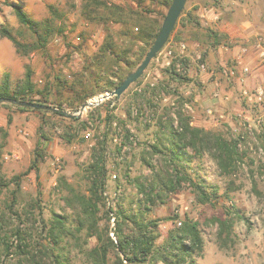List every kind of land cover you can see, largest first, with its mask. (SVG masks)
I'll use <instances>...</instances> for the list:
<instances>
[{"label":"rangeland","instance_id":"374dc122","mask_svg":"<svg viewBox=\"0 0 264 264\" xmlns=\"http://www.w3.org/2000/svg\"><path fill=\"white\" fill-rule=\"evenodd\" d=\"M102 1L136 7V0ZM144 1L158 34L168 8ZM14 5L37 24L45 48L32 51L36 37L19 22ZM103 12L93 13L85 0H0V30L7 28L24 46L18 49L0 35V84L7 78L16 89L31 75L37 92L49 90L33 100L60 104L57 109L63 112L0 104V178L8 182L20 176L18 187L10 183L0 194V264H90L88 253L96 239L81 229L76 214L78 199L88 194L83 170L95 148L107 169L98 228L108 227L115 243V213L137 211L141 203L149 208L142 207L143 218L158 223L159 249L185 222L197 224L203 248L187 264H264V103L253 108L242 93L264 89V70L248 61L251 74L245 83L228 72L233 55L245 44L235 36L263 32L264 0H187L167 43L142 76L120 97L107 99L106 81L123 82L155 40L147 45L129 41L117 34L120 24L109 22L118 55L125 53L132 65L110 57L101 61L102 70L94 69L92 60L106 34L97 15ZM131 32L138 33L135 28ZM89 66L94 74L85 71ZM76 93L89 97L79 104ZM179 115L193 127L222 136L236 150V167L226 176L208 151L191 156L187 174L205 192H216L211 201L204 202L187 182L174 192H161L160 184L175 181L176 175L166 155L153 147L166 144L168 123L178 129ZM35 159L38 169L29 170ZM57 217L65 218V231L61 242L53 243L49 232ZM227 218L231 226L221 227Z\"/></svg>","mask_w":264,"mask_h":264},{"label":"trees","instance_id":"16d2710c","mask_svg":"<svg viewBox=\"0 0 264 264\" xmlns=\"http://www.w3.org/2000/svg\"><path fill=\"white\" fill-rule=\"evenodd\" d=\"M85 1L88 3L93 13H96L99 9L104 11L102 15L97 14L99 19L104 21L106 34L103 43L92 60L91 65L94 66V69H101V61H103V59L107 60V62L109 60L112 61L110 57L114 58L113 62L123 63L127 67L132 65L127 58H125V53L121 54V57L118 55L117 46L112 40L111 33L113 32L106 26L109 22L120 24L122 29L117 32V34L120 37H127L129 41L144 42L147 45L156 39L158 29L154 22L147 18L152 11L145 6L144 0H136V7H132L131 5L107 6V3L102 0ZM150 2L169 8L172 0H150ZM13 8L19 22L36 37V42L32 51L45 48L47 41L39 32L37 24L27 16L21 7L14 5ZM132 28L137 29L138 33L132 34ZM0 35L11 39L18 49L24 48L22 44H19L12 38L7 28H2L0 30ZM145 55V52L141 54L136 66L142 63L141 61L145 58ZM94 69L89 66L85 71L94 74ZM121 83L122 79H120L115 86V84L107 80V91L112 92V90L116 89ZM250 90H252V88H250ZM48 91V88H46L45 91L37 92L32 83L31 75H27L24 85L16 89H11L7 78L0 84V98L38 103L58 108L60 104L48 103L46 100H33L34 95L44 96L49 94ZM71 91L74 93L73 89ZM88 97L89 95L82 96L81 94H77V102L82 104ZM253 108L261 109V107L257 105H253ZM18 109L41 112V110L31 108L18 107ZM43 113L56 114L57 112L44 111ZM167 137L166 144L160 142L158 145L154 146L153 149L157 154L166 155L171 168L175 170L176 178L175 181L170 180L169 182L167 181L164 184H160V187H162L161 192L166 190L174 192L182 183L187 182L190 183L195 192L200 193L199 197L204 202L214 199L216 197V192L214 190L209 193L205 192V188L191 179L189 174H187L186 167L190 162L191 156L208 151L216 161L220 173L223 176L229 175L236 167L237 153L234 146L222 136L212 135L201 128L191 126L189 119L185 118L183 115H179L178 129L174 128L173 123H168ZM36 156L40 159L43 158V156L38 153H36ZM90 161L89 165L83 170L88 182V194L78 199L80 210L76 214L80 219L81 229L85 228L88 237L96 239L97 244L88 253L90 264H124V261L128 264H158L159 261L163 264H187L195 253L202 251L203 239L197 224L192 222H185L177 231L171 232L164 247L159 249V247H157V241L160 237L158 223L157 221L143 218V206L141 203L137 211L127 212L120 209L115 213L116 224L115 228L111 229V231L114 233L116 243L109 237L108 227L101 232L98 228L97 214L100 211L99 205L102 201L107 169L104 157L96 148L91 151ZM33 169H38L37 159L33 161L29 168V170ZM19 182L20 176H15L8 182L0 178V194L10 183L18 187ZM152 191L157 190L152 189ZM146 201L150 203V205H154L150 195L146 196ZM143 210L149 211V208L143 207ZM106 217L109 219L108 214ZM65 222V218L57 217L55 219V227L49 232V236L53 243L61 242L65 231ZM126 224L130 227L126 229L128 233H126L124 228ZM220 224L221 227L226 225L231 226L232 220L231 218H227ZM85 225H87V227H85ZM1 232L2 229L0 228V237ZM186 241H188V243H186Z\"/></svg>","mask_w":264,"mask_h":264},{"label":"water","instance_id":"95a60500","mask_svg":"<svg viewBox=\"0 0 264 264\" xmlns=\"http://www.w3.org/2000/svg\"><path fill=\"white\" fill-rule=\"evenodd\" d=\"M186 2L187 0H172V3L167 10L165 19L161 25L160 31L142 63L137 67L134 72L130 73L116 89H114L112 92L103 95V98L107 99L110 97H120L133 83H135L142 76L151 61L157 56V54L167 43L177 23V20L185 7ZM0 104H11L23 108L63 113L61 110H58L52 106L32 102H21L14 99L0 98ZM91 106L92 105L87 102L82 106V110Z\"/></svg>","mask_w":264,"mask_h":264},{"label":"built area","instance_id":"2783aa9c","mask_svg":"<svg viewBox=\"0 0 264 264\" xmlns=\"http://www.w3.org/2000/svg\"><path fill=\"white\" fill-rule=\"evenodd\" d=\"M251 39L246 40L245 44L237 51L235 57H233V66L228 70L230 76L233 78L236 76L235 79H237L238 83H245L246 78L251 74V66L248 62L251 59L257 63L258 67L264 70V33L257 34ZM201 69L204 71L205 66L202 65ZM242 93L250 106L257 105L261 107L264 103V89L261 86H256L252 90L245 89ZM214 97H218L217 92L214 93ZM262 116L264 117V113ZM262 122L264 123V119ZM86 136L89 137V134ZM112 224H114V218L112 219ZM177 225L181 226V223Z\"/></svg>","mask_w":264,"mask_h":264},{"label":"crops","instance_id":"0c3cea01","mask_svg":"<svg viewBox=\"0 0 264 264\" xmlns=\"http://www.w3.org/2000/svg\"><path fill=\"white\" fill-rule=\"evenodd\" d=\"M262 31L264 32V29H263ZM263 32H262V33H263ZM262 33H261V34H262ZM257 34H260V33H254V34L251 33V34H249L248 36H247V35H243V36L237 35V36H235V37H242V38L245 39V42H246V40L251 39V38H248L249 36L254 35V36H253V38H254ZM246 36H247V37H246ZM235 55H236V53L233 55V57H235ZM233 57H232V59H233Z\"/></svg>","mask_w":264,"mask_h":264},{"label":"bare ground","instance_id":"6f19581e","mask_svg":"<svg viewBox=\"0 0 264 264\" xmlns=\"http://www.w3.org/2000/svg\"><path fill=\"white\" fill-rule=\"evenodd\" d=\"M101 99H103V98H102V97H100V98H98L97 100H98V101H100ZM97 100H96V99H94V100L90 101V102H89V104H91V105H92L93 103L97 102Z\"/></svg>","mask_w":264,"mask_h":264}]
</instances>
